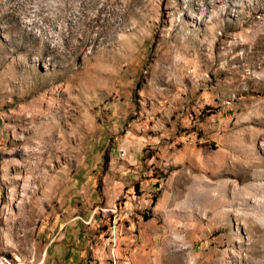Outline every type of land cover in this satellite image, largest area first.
<instances>
[{
  "label": "rangeland",
  "instance_id": "374dc122",
  "mask_svg": "<svg viewBox=\"0 0 264 264\" xmlns=\"http://www.w3.org/2000/svg\"><path fill=\"white\" fill-rule=\"evenodd\" d=\"M90 210L88 264H264V0H0V246Z\"/></svg>",
  "mask_w": 264,
  "mask_h": 264
},
{
  "label": "crops",
  "instance_id": "0c3cea01",
  "mask_svg": "<svg viewBox=\"0 0 264 264\" xmlns=\"http://www.w3.org/2000/svg\"><path fill=\"white\" fill-rule=\"evenodd\" d=\"M95 213V210H90L85 213L88 217L86 223L89 222V224L84 225V227L81 225L78 227L80 223L75 221V219L80 218V216H72L68 221L59 226L58 230L62 229V237L55 240H46L45 237L41 235V228L38 227L36 230L35 227H33V241L31 247L34 248L37 246L39 251L32 254L34 258L32 264H88L87 257L89 251L92 249V241L89 239L91 238L89 235L90 232L88 233L86 229H93L96 218H98ZM98 235L99 232L94 234V237ZM0 252L7 255L27 258L25 254L14 246H11V248H2L0 246Z\"/></svg>",
  "mask_w": 264,
  "mask_h": 264
},
{
  "label": "built area",
  "instance_id": "2783aa9c",
  "mask_svg": "<svg viewBox=\"0 0 264 264\" xmlns=\"http://www.w3.org/2000/svg\"><path fill=\"white\" fill-rule=\"evenodd\" d=\"M33 260V256L22 258L18 256L3 254L0 252V264H31Z\"/></svg>",
  "mask_w": 264,
  "mask_h": 264
},
{
  "label": "trees",
  "instance_id": "16d2710c",
  "mask_svg": "<svg viewBox=\"0 0 264 264\" xmlns=\"http://www.w3.org/2000/svg\"><path fill=\"white\" fill-rule=\"evenodd\" d=\"M153 198H155V196H153ZM141 217H142V219L143 220H148V219H150L151 217H153V213H152V211L150 210V211H146V212H142L141 213Z\"/></svg>",
  "mask_w": 264,
  "mask_h": 264
}]
</instances>
